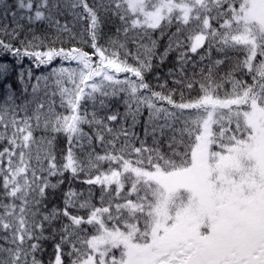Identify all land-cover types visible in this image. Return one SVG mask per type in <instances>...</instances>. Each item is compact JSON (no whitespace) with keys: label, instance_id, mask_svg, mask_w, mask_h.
I'll list each match as a JSON object with an SVG mask.
<instances>
[{"label":"snow or ice","instance_id":"obj_1","mask_svg":"<svg viewBox=\"0 0 264 264\" xmlns=\"http://www.w3.org/2000/svg\"><path fill=\"white\" fill-rule=\"evenodd\" d=\"M0 86V264H264V0H0Z\"/></svg>","mask_w":264,"mask_h":264},{"label":"trees","instance_id":"obj_2","mask_svg":"<svg viewBox=\"0 0 264 264\" xmlns=\"http://www.w3.org/2000/svg\"><path fill=\"white\" fill-rule=\"evenodd\" d=\"M4 59H6L8 61H11L12 60V57L11 56H8V57H5ZM27 64H28V61L26 60L25 61V66H27ZM43 71H45V70L44 69L37 70V75H39L40 72H43ZM14 81H15V77L13 76L12 77V80L10 82H14ZM5 91L6 90L3 88V86H0V98H2L4 96Z\"/></svg>","mask_w":264,"mask_h":264}]
</instances>
